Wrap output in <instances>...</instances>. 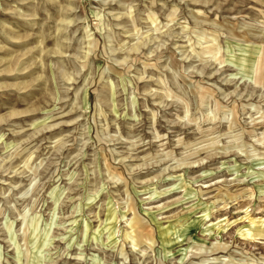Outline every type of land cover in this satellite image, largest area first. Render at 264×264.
I'll list each match as a JSON object with an SVG mask.
<instances>
[{"label":"rangeland","instance_id":"obj_1","mask_svg":"<svg viewBox=\"0 0 264 264\" xmlns=\"http://www.w3.org/2000/svg\"><path fill=\"white\" fill-rule=\"evenodd\" d=\"M263 71L264 0H0V264H264Z\"/></svg>","mask_w":264,"mask_h":264},{"label":"bare ground","instance_id":"obj_2","mask_svg":"<svg viewBox=\"0 0 264 264\" xmlns=\"http://www.w3.org/2000/svg\"><path fill=\"white\" fill-rule=\"evenodd\" d=\"M262 77H264V71H263V73H262ZM135 227V226H134ZM133 228V227H132ZM130 236V235H129ZM152 242H153V238L150 236V238H149ZM135 240L137 241V242H139V241H141L142 240V238L139 236V235H135Z\"/></svg>","mask_w":264,"mask_h":264}]
</instances>
